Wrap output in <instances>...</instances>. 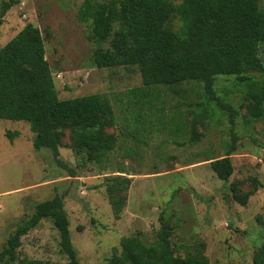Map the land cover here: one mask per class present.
<instances>
[{"label":"rangeland","instance_id":"obj_1","mask_svg":"<svg viewBox=\"0 0 264 264\" xmlns=\"http://www.w3.org/2000/svg\"><path fill=\"white\" fill-rule=\"evenodd\" d=\"M84 1L0 0V49L33 25L58 98L99 94L115 116L106 130L113 149L103 156L75 155L67 130L57 157L36 151L28 123L0 119V252L36 204L58 196L80 264L118 256L124 238L150 246L163 229L178 258L196 247L208 264H253L264 245V119L248 117L246 84L218 76L210 92L190 81L154 87L147 97L139 91L134 101L132 90L142 87L136 66L92 63L89 28L77 18ZM258 6L264 13V0ZM260 58L264 65L263 46ZM249 76L264 81V71ZM226 154L233 170L224 181L210 162ZM16 259L69 264L47 220L21 237Z\"/></svg>","mask_w":264,"mask_h":264},{"label":"trees","instance_id":"obj_2","mask_svg":"<svg viewBox=\"0 0 264 264\" xmlns=\"http://www.w3.org/2000/svg\"><path fill=\"white\" fill-rule=\"evenodd\" d=\"M85 0L78 20L89 28L92 63L98 68L136 66L141 92L157 86L176 88L199 82L207 92L218 76H234L246 84L247 113L252 121L264 119V81L252 79L263 72L264 13L258 0ZM149 102V101H148ZM0 119L28 123L34 134L33 149H48L58 156L64 131L70 133L75 155L103 156L113 149L106 130L115 125L110 101L99 94L61 100L45 59L42 35L27 24L0 49ZM224 158L210 162L221 180L232 166ZM244 205L248 196H235ZM41 220L49 221L59 235L60 252L69 264H80L72 247L63 201L55 196L35 205L32 216L19 224L0 252V264H46L41 260L17 261L20 239ZM121 251L103 264H208L202 248L183 258L174 256L169 232L145 246L137 237L124 238ZM253 264H264V245L254 253Z\"/></svg>","mask_w":264,"mask_h":264}]
</instances>
